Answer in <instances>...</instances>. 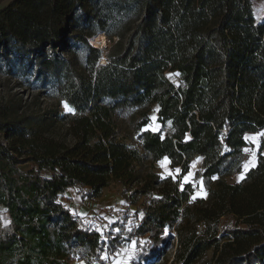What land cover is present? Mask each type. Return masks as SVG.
I'll return each mask as SVG.
<instances>
[{
    "label": "trees",
    "instance_id": "obj_1",
    "mask_svg": "<svg viewBox=\"0 0 264 264\" xmlns=\"http://www.w3.org/2000/svg\"><path fill=\"white\" fill-rule=\"evenodd\" d=\"M100 32L117 37L104 61L88 42ZM0 72L71 109L59 115L63 137L55 114L0 101V264H107L132 240V264H152L172 239L176 264H264L263 136L256 164L243 165L247 135L264 128V22L252 0H11ZM154 105L159 128L144 129ZM163 157L180 175L201 158L206 197L161 177ZM113 182L129 205L141 200L133 224L62 201L69 187L98 198Z\"/></svg>",
    "mask_w": 264,
    "mask_h": 264
},
{
    "label": "rangeland",
    "instance_id": "obj_2",
    "mask_svg": "<svg viewBox=\"0 0 264 264\" xmlns=\"http://www.w3.org/2000/svg\"><path fill=\"white\" fill-rule=\"evenodd\" d=\"M252 9L256 22H264V0H252ZM73 30L74 29H72V31ZM105 37L106 41L104 45H101V47L95 46L103 50L101 61L106 59V54L111 48H114V44L117 40L116 36L111 38L105 34ZM88 42L90 43L89 39ZM67 56L75 68L81 71L83 64L81 63L80 54L78 52H74V50L70 47ZM166 75H168L174 84L177 83L176 73L167 72ZM0 101L11 105L14 109H18L20 112H30L37 114H44V112H46L55 114L53 115L51 122L53 123L54 134L56 136L60 135L65 137V122L61 120L59 115L69 112L68 109L70 108H66V104L53 95L44 93L40 94L35 88L25 85V79H22L16 75L12 76L0 72ZM157 109V105L152 106L149 114L150 121L144 127V129L148 128L151 130H157L159 128L156 119ZM121 125L122 127H125L128 124L122 120ZM261 136L264 137V128L260 132L253 133L247 137L248 147L244 150V169L251 167L255 163ZM200 161V158L195 157L190 164L189 171L183 175H180L179 172H177L179 168H171L167 158L163 157V159L154 162V170L161 177L169 175L174 178V180L178 182L180 188H182L184 184L189 183L194 192L190 196L191 198L196 196L206 197L207 192L204 189L202 180L198 177H195V171L200 168L201 165ZM185 177H188L187 181H185ZM242 177L243 173L240 172L227 179L229 182H237ZM123 189L124 186L117 182H113L105 188L102 194L103 196L98 198H88L86 195H84L86 189L72 188L69 190L70 192L66 190L62 194V201L72 213H79L90 220L94 219L95 221H99L100 219L103 224L106 222L110 223L116 219L121 220L124 215H128L129 217L126 220V224L130 225L136 221V217L138 219L142 215L141 200L135 206L129 205L125 197L121 194ZM136 210H138V212H136ZM0 218L4 223L8 220V214L4 213L1 208ZM172 234H174L173 231ZM174 242L176 241L173 239L170 240L171 244H175ZM170 243L160 251L162 252V257L159 255L157 259L152 262V264H176L174 261H172L173 252ZM134 245L135 240H132L130 243L125 244L122 246V248H120L119 251L116 252L114 257L120 259L119 264L133 263L135 260V255L131 252V249L134 247ZM207 255H211V250Z\"/></svg>",
    "mask_w": 264,
    "mask_h": 264
},
{
    "label": "crops",
    "instance_id": "obj_3",
    "mask_svg": "<svg viewBox=\"0 0 264 264\" xmlns=\"http://www.w3.org/2000/svg\"><path fill=\"white\" fill-rule=\"evenodd\" d=\"M11 2V0H0V8H3V7H5L8 3H10ZM251 134H253V133H251ZM251 134H249V135H247V137L248 136H250ZM263 150H264V148H263ZM263 150H262V154H264L263 153ZM201 159V158H200ZM256 160V159H255ZM256 164V161H255V163L253 164V165H255ZM70 189H72V187H69L68 189H67V191L68 192H70L69 190ZM115 255H112L111 256V258H110V261L107 263V264H119L120 263V259L119 258H116V257H114ZM72 264H85L82 260H78V261H72Z\"/></svg>",
    "mask_w": 264,
    "mask_h": 264
},
{
    "label": "bare ground",
    "instance_id": "obj_4",
    "mask_svg": "<svg viewBox=\"0 0 264 264\" xmlns=\"http://www.w3.org/2000/svg\"><path fill=\"white\" fill-rule=\"evenodd\" d=\"M89 41L92 45L101 47V45L105 44L106 37L105 34L100 33L89 37Z\"/></svg>",
    "mask_w": 264,
    "mask_h": 264
},
{
    "label": "snow or ice",
    "instance_id": "obj_5",
    "mask_svg": "<svg viewBox=\"0 0 264 264\" xmlns=\"http://www.w3.org/2000/svg\"><path fill=\"white\" fill-rule=\"evenodd\" d=\"M65 107L67 108V105H65ZM69 111H71V109H68ZM177 172H179V170H177ZM188 177H185V181H187Z\"/></svg>",
    "mask_w": 264,
    "mask_h": 264
},
{
    "label": "built area",
    "instance_id": "obj_6",
    "mask_svg": "<svg viewBox=\"0 0 264 264\" xmlns=\"http://www.w3.org/2000/svg\"><path fill=\"white\" fill-rule=\"evenodd\" d=\"M244 161H245V159H244Z\"/></svg>",
    "mask_w": 264,
    "mask_h": 264
}]
</instances>
